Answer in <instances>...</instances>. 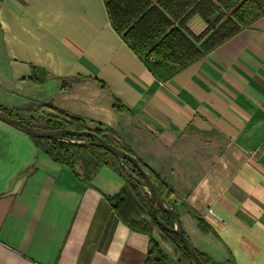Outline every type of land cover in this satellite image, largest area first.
<instances>
[{
  "label": "crops",
  "instance_id": "0c3cea01",
  "mask_svg": "<svg viewBox=\"0 0 264 264\" xmlns=\"http://www.w3.org/2000/svg\"><path fill=\"white\" fill-rule=\"evenodd\" d=\"M187 25L199 34L207 24L196 14ZM31 65L49 72L45 82L31 80ZM75 76L84 77L62 87ZM46 102L114 130L160 173L197 250L264 264V15L160 81L117 32L105 0H0V107L30 115ZM127 187L109 165L87 184L0 120V264H143L149 236L107 198ZM188 208L214 231L203 232Z\"/></svg>",
  "mask_w": 264,
  "mask_h": 264
},
{
  "label": "trees",
  "instance_id": "16d2710c",
  "mask_svg": "<svg viewBox=\"0 0 264 264\" xmlns=\"http://www.w3.org/2000/svg\"><path fill=\"white\" fill-rule=\"evenodd\" d=\"M105 4L117 32L160 81L169 80L264 15V0H105ZM196 14L207 24L199 34H195L187 25L188 19ZM31 70L32 81L42 83L47 80V70L35 65H31ZM83 77H63L62 87L68 88ZM87 78L107 88V85L97 78ZM114 106L120 112L127 111L123 102L115 95ZM0 109L28 124L46 129H90L108 142L130 152L113 138L114 130L108 134L101 126L91 128L81 117L71 115L51 102L43 103L34 110L40 115L37 118L31 116L27 119L13 110L3 107ZM31 138L53 160L74 169L77 176L87 184L93 182L102 165L111 166L125 178L128 187L107 198L129 227L149 236L150 245L143 264H193L177 234L162 227L154 217L152 200L146 188L126 172L120 160L112 153L92 142L84 143L91 140L87 136L66 135L62 139L33 136ZM139 161L166 201L177 209L173 200L175 190L172 185L145 162L140 159ZM127 165L134 174L141 176L131 162L127 161ZM188 209L203 232L214 231L213 226L195 209ZM158 214L170 226H174V218L168 212L159 208ZM155 228H158L165 239L174 246L175 259L156 239ZM197 251L206 264H237L234 260H211L204 253Z\"/></svg>",
  "mask_w": 264,
  "mask_h": 264
},
{
  "label": "water",
  "instance_id": "95a60500",
  "mask_svg": "<svg viewBox=\"0 0 264 264\" xmlns=\"http://www.w3.org/2000/svg\"><path fill=\"white\" fill-rule=\"evenodd\" d=\"M0 120L5 123L25 132L26 134L33 137H48L54 139H62L66 135H77V136H87L91 140L84 141V143H94L98 146H101L112 153L118 160H120L123 168L126 172L135 178L137 181L141 182L150 194L153 209L152 213L154 217L158 220L159 224L167 229L168 231L174 232L177 234L179 239L182 242L184 249L188 252L190 260L193 264H206L200 255L194 244L192 243L189 236L186 234L181 216L175 206L169 204L163 194L155 186L149 173L143 168L139 159L132 153L124 150L123 148L108 142L101 135L97 134L95 131L87 130H73L68 128H56V129H46L43 127L35 126L24 122L22 119L16 116H12L6 111L0 109ZM127 161L131 162L135 168L139 171L140 175L134 174L127 165ZM162 209L168 212L174 218V226H170L165 220H163L159 214L158 210Z\"/></svg>",
  "mask_w": 264,
  "mask_h": 264
},
{
  "label": "rangeland",
  "instance_id": "374dc122",
  "mask_svg": "<svg viewBox=\"0 0 264 264\" xmlns=\"http://www.w3.org/2000/svg\"><path fill=\"white\" fill-rule=\"evenodd\" d=\"M15 113L17 112L18 113V110H13ZM23 117L25 118H30L31 116H33L34 118H37V117H40L39 113L38 112H33V114H27V113H23L21 114ZM155 232H156V239L159 241V243L161 244V246L164 248V250H166V252H168V254L173 258L175 259V249H174V246L172 245V243L168 242L164 235L161 233V231L158 229V228H155L154 229ZM165 244H167L169 247L165 246Z\"/></svg>",
  "mask_w": 264,
  "mask_h": 264
}]
</instances>
